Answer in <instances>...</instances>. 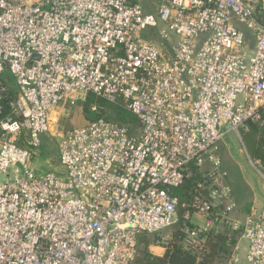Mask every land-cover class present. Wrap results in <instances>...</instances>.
<instances>
[{
  "label": "built area",
  "instance_id": "obj_1",
  "mask_svg": "<svg viewBox=\"0 0 264 264\" xmlns=\"http://www.w3.org/2000/svg\"><path fill=\"white\" fill-rule=\"evenodd\" d=\"M90 95L137 123L97 101L58 130ZM254 127L264 0H0V264H134L143 234L199 259L218 233L223 264H264V205L242 211L222 156ZM45 135L61 174L31 166Z\"/></svg>",
  "mask_w": 264,
  "mask_h": 264
},
{
  "label": "rangeland",
  "instance_id": "obj_2",
  "mask_svg": "<svg viewBox=\"0 0 264 264\" xmlns=\"http://www.w3.org/2000/svg\"><path fill=\"white\" fill-rule=\"evenodd\" d=\"M8 77L12 78L10 73L7 74ZM65 115H61L58 122V130L68 129L75 126H82L87 122L82 114V104L78 103L69 111H64ZM241 137L235 131H230L226 134L224 140V146H222V156H223V169L227 172V182L233 189L234 199L242 211L245 212L246 204L262 206L264 205V168H261L259 172L251 163L249 156L256 160L255 151L257 148V135L252 130L251 132L245 133L241 130ZM45 139L49 142V145L54 149L49 153H43L40 157L32 159L31 166L36 169L37 174H42L44 172L54 170L55 172L61 174L64 169L60 162L57 160V139L56 137H50L45 135ZM49 151V150H48ZM262 161V160H261ZM259 167H262L261 165ZM194 221L199 224H203V219L195 215ZM169 230L165 232L168 234ZM154 240L153 237H157L154 246L158 245V240L160 239L157 235H148ZM247 243L243 241V246L246 247ZM150 250V248H149ZM155 252L160 253L161 248L155 247L153 249ZM165 252V250H164ZM154 256L156 255L151 253ZM225 254H221L216 258L214 264H223L225 261ZM134 264H149L144 259V256L139 253Z\"/></svg>",
  "mask_w": 264,
  "mask_h": 264
},
{
  "label": "trees",
  "instance_id": "obj_3",
  "mask_svg": "<svg viewBox=\"0 0 264 264\" xmlns=\"http://www.w3.org/2000/svg\"><path fill=\"white\" fill-rule=\"evenodd\" d=\"M97 101L102 106L106 105L110 107L113 117L121 121L122 123H137V118L128 110L124 109L121 106H113L102 99L96 100L94 95H90L87 101L82 103V114L87 123L104 116L106 113L105 110H102L101 108L97 111H93L91 109L92 105ZM253 131L257 135V148L255 151L256 158L264 162V128L254 127ZM42 147L43 153L46 154L45 156H47V153L54 149L53 147H51V145H49V142L45 139V137ZM187 186L188 185L177 191V193L180 194L182 201L188 199L189 189ZM245 209V212H248L250 209V204H246ZM177 235L178 234H175L174 232L173 241H175V236ZM153 238L154 240L146 234L141 235L139 238V253L144 256V259L149 264H214L216 258L221 254H226L228 249L227 234L218 233L210 237L208 251L205 252L199 259L195 255L184 251L180 247H175V245L166 248L163 255L154 256L153 254H151L153 252L149 250L150 246L156 243L157 237Z\"/></svg>",
  "mask_w": 264,
  "mask_h": 264
},
{
  "label": "crops",
  "instance_id": "obj_4",
  "mask_svg": "<svg viewBox=\"0 0 264 264\" xmlns=\"http://www.w3.org/2000/svg\"><path fill=\"white\" fill-rule=\"evenodd\" d=\"M155 247H158V246H150V250H151V252H153L154 254H156V255H161L162 254V251H163V253H164V249H162V251L160 252V253H157V252H155L153 249L155 248ZM159 248H161V247H159Z\"/></svg>",
  "mask_w": 264,
  "mask_h": 264
},
{
  "label": "water",
  "instance_id": "obj_5",
  "mask_svg": "<svg viewBox=\"0 0 264 264\" xmlns=\"http://www.w3.org/2000/svg\"><path fill=\"white\" fill-rule=\"evenodd\" d=\"M3 177H4V176L2 175L1 178L3 179Z\"/></svg>",
  "mask_w": 264,
  "mask_h": 264
},
{
  "label": "bare ground",
  "instance_id": "obj_6",
  "mask_svg": "<svg viewBox=\"0 0 264 264\" xmlns=\"http://www.w3.org/2000/svg\"><path fill=\"white\" fill-rule=\"evenodd\" d=\"M162 249V248H161Z\"/></svg>",
  "mask_w": 264,
  "mask_h": 264
}]
</instances>
